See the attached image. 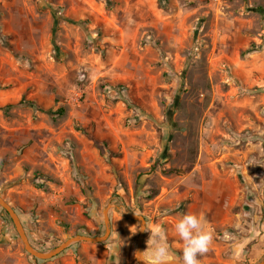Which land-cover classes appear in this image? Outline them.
I'll use <instances>...</instances> for the list:
<instances>
[{"label": "rangeland", "instance_id": "374dc122", "mask_svg": "<svg viewBox=\"0 0 264 264\" xmlns=\"http://www.w3.org/2000/svg\"><path fill=\"white\" fill-rule=\"evenodd\" d=\"M0 194L39 251L127 201L177 258L203 212L201 264L261 261L264 0H0ZM110 218L38 262L0 206V264H140V223Z\"/></svg>", "mask_w": 264, "mask_h": 264}, {"label": "clouds", "instance_id": "9594fccd", "mask_svg": "<svg viewBox=\"0 0 264 264\" xmlns=\"http://www.w3.org/2000/svg\"><path fill=\"white\" fill-rule=\"evenodd\" d=\"M173 229L181 242L179 258L173 255L166 232L146 222L141 229L150 232L146 248L135 253L140 264H201L200 257L209 252L214 239L203 212L181 214ZM136 231H132L133 234Z\"/></svg>", "mask_w": 264, "mask_h": 264}, {"label": "water", "instance_id": "95a60500", "mask_svg": "<svg viewBox=\"0 0 264 264\" xmlns=\"http://www.w3.org/2000/svg\"><path fill=\"white\" fill-rule=\"evenodd\" d=\"M0 206H2L9 213L10 217L12 218L17 231H18L22 241L24 242L25 249L31 255H33L34 257H36L38 259L47 260V259L54 258L55 256L62 253L66 248H68L74 242H79V241L103 242V241H106L112 232V224H111V218H110V210L111 209H115L119 213L124 215L125 217H127L131 220L138 221L140 223L137 250H143L145 231H143L141 229L146 224V218L143 215L138 214L137 212L131 210L130 208H128L123 203L111 201L104 207V210H103L104 222H105V226H106L105 234L97 235V236L78 234V235L70 237L69 239L65 240L62 244H60L59 246H57V247H55L49 251H39L32 245L20 215L14 209V207L11 206V204L1 194H0ZM251 264H264V257L261 261L256 262V263H251Z\"/></svg>", "mask_w": 264, "mask_h": 264}, {"label": "trees", "instance_id": "16d2710c", "mask_svg": "<svg viewBox=\"0 0 264 264\" xmlns=\"http://www.w3.org/2000/svg\"><path fill=\"white\" fill-rule=\"evenodd\" d=\"M123 203H124L127 207H129V204H128L127 201H123ZM65 251H66V250H65ZM65 251H64V252H65ZM64 252H62V254H63ZM36 259H37L38 262L43 261V259H38V258H36Z\"/></svg>", "mask_w": 264, "mask_h": 264}, {"label": "bare ground", "instance_id": "6f19581e", "mask_svg": "<svg viewBox=\"0 0 264 264\" xmlns=\"http://www.w3.org/2000/svg\"><path fill=\"white\" fill-rule=\"evenodd\" d=\"M118 215V214H117Z\"/></svg>", "mask_w": 264, "mask_h": 264}]
</instances>
